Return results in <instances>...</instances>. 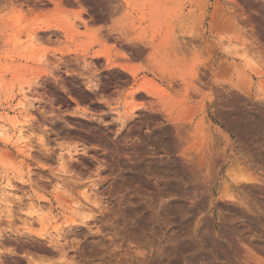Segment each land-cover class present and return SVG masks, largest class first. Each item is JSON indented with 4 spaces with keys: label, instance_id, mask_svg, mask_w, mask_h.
Segmentation results:
<instances>
[{
    "label": "rangeland",
    "instance_id": "374dc122",
    "mask_svg": "<svg viewBox=\"0 0 264 264\" xmlns=\"http://www.w3.org/2000/svg\"><path fill=\"white\" fill-rule=\"evenodd\" d=\"M263 79L264 0H0V264H264Z\"/></svg>",
    "mask_w": 264,
    "mask_h": 264
},
{
    "label": "bare ground",
    "instance_id": "6f19581e",
    "mask_svg": "<svg viewBox=\"0 0 264 264\" xmlns=\"http://www.w3.org/2000/svg\"><path fill=\"white\" fill-rule=\"evenodd\" d=\"M61 1V0H60ZM217 20V19H216ZM220 23V22H219ZM213 24L215 25V21L213 22ZM224 24V23H223ZM219 25V24H218ZM230 26V25H229ZM215 27H217L218 28V26H216L215 25ZM214 27V28H215ZM227 27V26H226ZM225 28V27H224ZM214 31V30H213ZM227 31H228V29H227ZM105 55V54H104ZM103 55V56H104ZM79 57V56H78ZM84 59H85V57H84ZM106 59H108V58H106ZM252 65V64H251ZM239 66V65H238ZM249 66V65H248ZM226 67V66H225ZM250 67V66H249ZM254 67H255V65H254ZM253 66L250 68L251 70H253L254 72H256V73H258L257 75H261L262 74V72H261V70H259L258 68H254ZM224 68V67H223ZM241 68V67H240ZM243 68H241V70H242ZM228 70V69H227ZM252 71V72H253ZM241 72V71H240ZM244 72V70H242V75H245V77L243 78L242 77V79H243V82L241 81L240 83H242V84H240V85H243V87H244V90H246V91H248V89L250 88V85H251V83H252V81H251V83H250V80H249V76L247 75V73L245 74V72ZM259 73H261V74H259ZM252 74V73H251ZM238 75V74H237ZM247 76H248V78H247ZM239 78V77H238ZM261 78V77H260ZM251 79V78H250ZM262 80V79H261ZM263 81H264V79H263ZM236 82V81H235ZM238 83V82H237ZM254 84V83H253ZM239 85V86H240ZM263 86H264V84H263V82H262V85L260 84V89L262 90L263 89ZM242 87V88H243ZM241 88V89H242ZM259 89V90H260ZM260 90V91H261ZM262 92V91H261ZM248 93V92H247ZM263 93V92H262ZM25 107V105L23 104V103H21L20 104V108H21V110H20V112H19V115H15V116H13V117H5V116H3V115H0V125L1 126H3V127H7L8 125L9 126H18L19 124H22V122H21V120H19V117H20V115H22L23 114V112H22V110H23V108ZM133 116V115H132ZM18 132H19V135L22 137L23 136V133H24V127H23V125L18 129ZM179 132H180V130H179ZM242 132V131H241ZM246 133V132H245ZM132 134V133H131ZM247 135V134H246ZM208 136V135H207ZM249 137H250V135H249ZM245 138V137H244ZM202 140V139H201ZM138 142V141H137ZM136 143V142H135ZM136 144H138V143H136ZM215 145H217L216 143H215ZM263 146V145H262ZM24 147H27V143L25 142V146ZM28 147H29V145H28ZM214 147H216V146H214ZM218 148H216V149H208L207 150V152L206 151H204V152H201V153H199L198 155H199V158H198V161H199V163H200V165L206 170V173H205V177H207V176H212L213 175V172H212V170L214 169V167L216 168V166H218L217 167V171H218V169H219V167H220V165H219V159H218V157H216V156H218V154H217V152H216V150H217ZM22 150V149H21ZM244 153V152H243ZM260 153V152H259ZM242 155V154H241ZM260 156V155H259ZM250 157V156H249ZM179 158H180V156H179ZM187 159V158H186ZM190 159V158H189ZM192 159V158H191ZM218 159V160H217ZM234 159H235V157H234ZM233 159V160H234ZM248 160V159H247ZM250 161V160H249ZM231 163H233V162H231ZM241 163L242 162H240L239 163V159H237V160H235L234 161V163L233 164H231V169H232V166L234 165V167H237L238 165H241ZM187 165V164H186ZM230 165V164H229ZM184 167V166H183ZM186 167V166H185ZM184 167V168H185ZM183 168V169H184ZM200 169V168H199ZM221 169V168H220ZM229 170V169H228ZM242 170V168H240V171ZM234 171H235V169H234ZM215 172V171H214ZM210 179V178H209ZM230 179V178H229ZM239 179V178H238ZM230 180H232V179H230ZM241 180H245V181H249V180H257V177H255V176H252V174H249V175H243L242 176V173H241ZM235 182V181H234ZM238 182H240L239 180H237L236 181V184L238 183ZM210 183H211V181H210ZM209 183V184H210ZM228 184V183H227ZM238 185V184H237ZM240 186H241V184H239ZM234 188V187H233ZM12 189H13V185H12V183H8L7 184V187H6V189L4 190V194H6V192H10V191H12ZM85 190H88L87 188L85 189ZM4 194H2V199L5 197L4 196ZM233 195H231V193H230V189L228 188V187H226L225 188V191H224V193H223V197H226V198H230V197H232ZM245 200V199H244ZM31 204L32 205H35L34 207H39V204H36V203H33V202H31ZM1 206V205H0ZM85 207V206H84ZM132 208H128L127 210H124V212H126L127 211V213H132ZM255 211V210H254ZM259 213V212H258ZM83 214V213H82ZM84 215V214H83ZM259 215H260V213H259ZM29 216V215H28ZM32 217V216H31ZM85 217V216H84ZM48 220H50V218L48 217V216H44L43 217V219H42V222L43 223H46ZM144 225V224H143ZM55 231V233L57 232L58 233V229H56V230H54ZM208 263V262H207ZM209 264V263H208ZM212 264V263H211Z\"/></svg>",
    "mask_w": 264,
    "mask_h": 264
}]
</instances>
